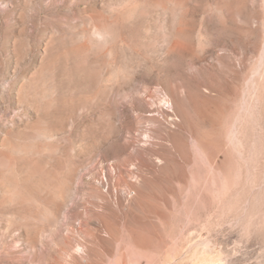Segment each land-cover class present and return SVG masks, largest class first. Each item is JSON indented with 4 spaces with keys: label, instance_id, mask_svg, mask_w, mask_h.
Returning a JSON list of instances; mask_svg holds the SVG:
<instances>
[{
    "label": "rangeland",
    "instance_id": "1",
    "mask_svg": "<svg viewBox=\"0 0 264 264\" xmlns=\"http://www.w3.org/2000/svg\"><path fill=\"white\" fill-rule=\"evenodd\" d=\"M0 264H264V0H0Z\"/></svg>",
    "mask_w": 264,
    "mask_h": 264
},
{
    "label": "bare ground",
    "instance_id": "2",
    "mask_svg": "<svg viewBox=\"0 0 264 264\" xmlns=\"http://www.w3.org/2000/svg\"><path fill=\"white\" fill-rule=\"evenodd\" d=\"M78 251V250H77Z\"/></svg>",
    "mask_w": 264,
    "mask_h": 264
}]
</instances>
